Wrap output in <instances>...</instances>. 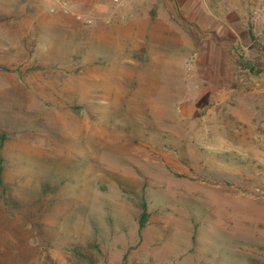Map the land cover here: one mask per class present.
<instances>
[{"label":"rangeland","instance_id":"1","mask_svg":"<svg viewBox=\"0 0 264 264\" xmlns=\"http://www.w3.org/2000/svg\"><path fill=\"white\" fill-rule=\"evenodd\" d=\"M61 1L0 0V264H264V0Z\"/></svg>","mask_w":264,"mask_h":264},{"label":"crops","instance_id":"2","mask_svg":"<svg viewBox=\"0 0 264 264\" xmlns=\"http://www.w3.org/2000/svg\"><path fill=\"white\" fill-rule=\"evenodd\" d=\"M103 3H104V0H78L76 1V3H74L76 4V6L75 5H73L72 7L68 6L67 9L57 12L55 13V15L69 14L72 12L71 9H73L74 11L82 12L85 8V5L87 4L93 7V12L98 19H100L101 21L107 22V23H112L113 26H118V23L121 24L125 19H127L126 18L127 16H125L127 11H124L123 9H114V10L107 11L106 10L107 8L105 7ZM126 3H127V0L125 1V4ZM56 22H53V23H56Z\"/></svg>","mask_w":264,"mask_h":264},{"label":"trees","instance_id":"3","mask_svg":"<svg viewBox=\"0 0 264 264\" xmlns=\"http://www.w3.org/2000/svg\"><path fill=\"white\" fill-rule=\"evenodd\" d=\"M258 73H262V71L257 70ZM5 138H2V140H4ZM1 161V158H0ZM2 169V168H1ZM0 184H2V180L0 178ZM142 212L138 218V224L140 229H144L147 226L148 223V219H149V214L147 211V204L145 202L142 203Z\"/></svg>","mask_w":264,"mask_h":264},{"label":"built area","instance_id":"4","mask_svg":"<svg viewBox=\"0 0 264 264\" xmlns=\"http://www.w3.org/2000/svg\"><path fill=\"white\" fill-rule=\"evenodd\" d=\"M54 1H56V2H58V3H62L61 0H54ZM116 1H118V0H116ZM61 8L65 9V8H66V4H62V5H61ZM52 11H55L54 8L52 9Z\"/></svg>","mask_w":264,"mask_h":264}]
</instances>
